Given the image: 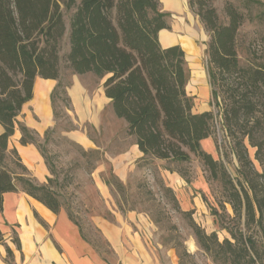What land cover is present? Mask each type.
I'll use <instances>...</instances> for the list:
<instances>
[{
  "label": "trees",
  "instance_id": "1",
  "mask_svg": "<svg viewBox=\"0 0 264 264\" xmlns=\"http://www.w3.org/2000/svg\"><path fill=\"white\" fill-rule=\"evenodd\" d=\"M244 3L250 10L259 2ZM190 7L209 33L217 113L194 111L185 52L179 44L160 42V32L169 27L160 0H0V214L4 194L10 192L26 193L56 214L63 209L61 195L27 177L21 162L20 174L9 169L10 154L20 159L15 148L9 149V140L33 98L37 78L58 80L52 93L55 106L57 97L67 95L64 73H91L104 80L112 110L125 121L126 134L135 138L142 158L187 162L196 156L209 179L221 185L222 208L228 203L233 215L217 209L213 214L229 237L220 240L216 231L207 233L192 220L198 245L218 264H264V62L257 61L251 45L247 63L239 58L237 38L251 20L243 8L227 2V21L222 22L213 0H190ZM217 124L224 157L219 159L202 148L203 140L217 134ZM20 129V143H33L30 130ZM67 213L88 240L74 213Z\"/></svg>",
  "mask_w": 264,
  "mask_h": 264
},
{
  "label": "rangeland",
  "instance_id": "2",
  "mask_svg": "<svg viewBox=\"0 0 264 264\" xmlns=\"http://www.w3.org/2000/svg\"><path fill=\"white\" fill-rule=\"evenodd\" d=\"M160 1L169 26L160 32V42L163 46L179 44L185 52L187 91L193 97L194 111L217 113L210 85L209 33L190 7V0ZM257 1L246 10L244 0H213L222 22L227 21L224 9L227 2L243 8L251 18L241 27L237 38L243 64L247 63L250 45L257 61L264 62V0ZM69 17L67 13V23ZM63 45L67 50V37ZM62 77L68 84L67 95L57 97L55 106L52 93L58 80L36 79L33 98L24 105L9 140V149L15 148L20 156L18 159L9 155V169L20 174L21 162L27 168V177L56 190L64 204L61 211L74 213L95 250L112 263H116L117 254L98 225L102 220L121 224L127 230L122 238L135 239L144 245V264H218L198 245L191 221L207 233L216 231L223 240L229 233L221 228L213 209L219 213L226 211L230 216L233 210L228 203L222 208V187L209 179L200 159L192 156L190 161L175 162L142 158L135 138L126 134L125 121L112 110L104 93V80L91 73H64ZM20 126L30 130L33 143H20ZM217 127L216 135L202 141V148L215 159L224 158L222 147H218L222 131L219 124ZM130 213L136 214V220H128ZM116 216L121 218L119 222ZM39 221L44 223L40 218ZM0 228L3 232L0 249L14 246L20 250L17 228L4 221V214L0 215ZM182 253L185 255L180 257ZM6 256L12 264V254L7 249Z\"/></svg>",
  "mask_w": 264,
  "mask_h": 264
},
{
  "label": "crops",
  "instance_id": "3",
  "mask_svg": "<svg viewBox=\"0 0 264 264\" xmlns=\"http://www.w3.org/2000/svg\"><path fill=\"white\" fill-rule=\"evenodd\" d=\"M136 147L139 155H143ZM3 214L4 221L17 228L21 246L20 250L10 246L12 264H144L146 261L144 245L135 239L122 238L127 230L121 224L107 220L98 224L117 254L116 263H112L83 237L67 212L56 214L26 193L4 194ZM120 219L116 216L118 222ZM128 220H136V214L130 213ZM6 257V249H0V264H10Z\"/></svg>",
  "mask_w": 264,
  "mask_h": 264
},
{
  "label": "bare ground",
  "instance_id": "4",
  "mask_svg": "<svg viewBox=\"0 0 264 264\" xmlns=\"http://www.w3.org/2000/svg\"><path fill=\"white\" fill-rule=\"evenodd\" d=\"M175 8V7H174ZM171 9V8H170ZM183 9V8H182ZM176 10H179V9H176ZM180 11V10H179ZM182 11V10H181ZM179 13V12H178ZM178 29V28H177ZM170 42V41H169ZM168 46V45H167ZM192 246H194V243L191 244Z\"/></svg>",
  "mask_w": 264,
  "mask_h": 264
}]
</instances>
